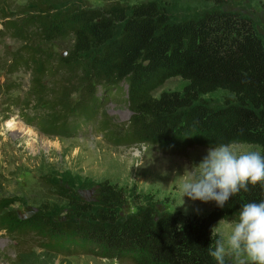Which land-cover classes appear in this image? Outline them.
Returning <instances> with one entry per match:
<instances>
[{"label":"trees","instance_id":"1","mask_svg":"<svg viewBox=\"0 0 264 264\" xmlns=\"http://www.w3.org/2000/svg\"><path fill=\"white\" fill-rule=\"evenodd\" d=\"M69 1L29 0L4 12L0 40L10 36L18 46L4 45L0 71L31 73L24 94H11L21 89L17 80L0 83L4 119L16 113L51 136L80 137L96 127L114 145H153L162 154L247 143L264 155V40L251 17L216 8L175 21L159 0L71 4L57 13L56 6ZM174 77L186 82L182 91L154 94ZM220 90L227 92L221 106L201 97ZM111 102L129 105L125 131L113 129L105 110ZM97 197V207L76 201V218L62 220L43 210L22 217L2 199L0 230L33 239L51 254L216 264L209 255L216 223L237 218L245 203L264 200V188L249 185L223 208L210 201V212L195 216H156L144 206L122 217L127 193L108 181Z\"/></svg>","mask_w":264,"mask_h":264},{"label":"rangeland","instance_id":"2","mask_svg":"<svg viewBox=\"0 0 264 264\" xmlns=\"http://www.w3.org/2000/svg\"><path fill=\"white\" fill-rule=\"evenodd\" d=\"M29 0H0L1 21L8 17L18 4ZM110 1L134 4L142 0H71L60 3L57 13L71 4L102 7ZM72 2V3H71ZM172 20L198 17L213 10H237L251 17L258 34L264 40V0H227L216 5L207 0H159ZM16 48L18 42L7 36L0 40V54L4 45ZM61 45V44H60ZM61 50L59 45H51ZM62 52H64L62 50ZM31 73L20 70L7 75L0 71V83L17 80L21 89L12 95L24 94L30 84ZM186 82L181 77L169 79L154 91H182ZM227 92L220 90L202 95L212 106H221ZM0 96V200L11 202L20 216H28L39 210L48 211L55 219L76 218V201L97 207V188L104 181L118 185L127 193V201L120 208L121 216L136 213L141 207L150 206L156 216L165 212L181 211L188 216L210 212V202L183 197L177 185L190 174L207 154V147L181 148L174 154H162L153 145L118 146L104 137L96 127L80 137L51 136L25 123L18 114L4 119ZM111 117L113 129L125 131L131 117L127 102H111L105 107ZM111 126V127H112ZM239 152L260 151L257 145L236 143ZM142 157V159H140ZM141 164L137 166L136 164ZM185 172V177H181ZM236 218L220 220L215 225L217 233H226ZM0 264H133L131 259H107L91 255L51 254L33 239L16 237L0 230Z\"/></svg>","mask_w":264,"mask_h":264},{"label":"clouds","instance_id":"3","mask_svg":"<svg viewBox=\"0 0 264 264\" xmlns=\"http://www.w3.org/2000/svg\"><path fill=\"white\" fill-rule=\"evenodd\" d=\"M142 159V157L140 158ZM137 166L141 164H136ZM195 169L177 185L182 200L214 201L223 208L230 198L249 185L264 188V155L239 152L231 144L209 147ZM209 255L216 264H264V200L242 205L226 233H216Z\"/></svg>","mask_w":264,"mask_h":264}]
</instances>
